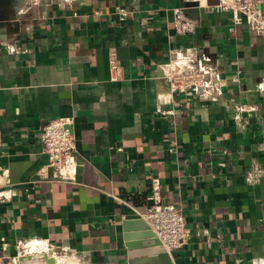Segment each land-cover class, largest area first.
<instances>
[{
    "label": "crops",
    "instance_id": "0c3cea01",
    "mask_svg": "<svg viewBox=\"0 0 264 264\" xmlns=\"http://www.w3.org/2000/svg\"><path fill=\"white\" fill-rule=\"evenodd\" d=\"M188 1L0 3V257L34 240L56 264H162L143 219L158 178L190 229L169 264H264V35ZM201 67L208 95L173 89ZM61 116L74 180L43 150Z\"/></svg>",
    "mask_w": 264,
    "mask_h": 264
},
{
    "label": "built area",
    "instance_id": "2783aa9c",
    "mask_svg": "<svg viewBox=\"0 0 264 264\" xmlns=\"http://www.w3.org/2000/svg\"><path fill=\"white\" fill-rule=\"evenodd\" d=\"M200 4L204 0H197ZM206 1V0H205ZM217 7L230 11L236 21L244 20L252 29L264 35V0H219ZM173 89L178 91H194L198 87L206 92L213 89L207 79L206 71L182 73L173 71L170 76ZM73 116H61L50 120L42 127L41 139L43 150L49 156V164L57 180H74L76 175V135L73 130ZM150 203L143 213L144 223L150 230L160 247L167 252L181 248L190 237V229L186 225L181 208L162 200L160 181L151 180ZM18 255L27 253L56 254V250L44 241L19 240ZM0 264H18L16 260L0 257Z\"/></svg>",
    "mask_w": 264,
    "mask_h": 264
},
{
    "label": "water",
    "instance_id": "95a60500",
    "mask_svg": "<svg viewBox=\"0 0 264 264\" xmlns=\"http://www.w3.org/2000/svg\"><path fill=\"white\" fill-rule=\"evenodd\" d=\"M2 4H5L6 6L11 5L14 3V0H0ZM199 1L197 0H190L185 3V8L183 9V12H185L188 15H191L193 17H198V12H200L199 8ZM193 14V15H192ZM157 256L162 260V264H169V252H167L164 248L160 247L157 243ZM44 260L45 264H56L55 258L50 257L46 253H39V254H30V255H22L19 257V264H29V261H35V260Z\"/></svg>",
    "mask_w": 264,
    "mask_h": 264
},
{
    "label": "bare ground",
    "instance_id": "6f19581e",
    "mask_svg": "<svg viewBox=\"0 0 264 264\" xmlns=\"http://www.w3.org/2000/svg\"><path fill=\"white\" fill-rule=\"evenodd\" d=\"M153 254H155V256H157V249L155 248L153 251H152ZM62 258V257H61ZM60 258V259H61ZM59 259V258H58ZM62 260V259H61Z\"/></svg>",
    "mask_w": 264,
    "mask_h": 264
}]
</instances>
